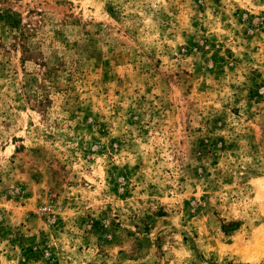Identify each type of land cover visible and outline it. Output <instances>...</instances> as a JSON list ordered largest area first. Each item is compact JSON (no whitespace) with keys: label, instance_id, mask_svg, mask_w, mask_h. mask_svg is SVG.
Returning a JSON list of instances; mask_svg holds the SVG:
<instances>
[{"label":"rangeland","instance_id":"obj_1","mask_svg":"<svg viewBox=\"0 0 264 264\" xmlns=\"http://www.w3.org/2000/svg\"><path fill=\"white\" fill-rule=\"evenodd\" d=\"M0 264H264V0H0Z\"/></svg>","mask_w":264,"mask_h":264}]
</instances>
